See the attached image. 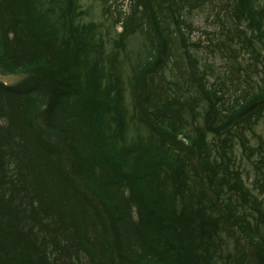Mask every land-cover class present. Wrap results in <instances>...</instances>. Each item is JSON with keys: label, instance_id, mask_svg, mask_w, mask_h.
<instances>
[{"label": "trees", "instance_id": "16d2710c", "mask_svg": "<svg viewBox=\"0 0 264 264\" xmlns=\"http://www.w3.org/2000/svg\"><path fill=\"white\" fill-rule=\"evenodd\" d=\"M129 1L124 28L105 57L98 52L101 47L105 53L109 41L96 40L92 20L89 26L83 23L85 10L80 0H25L21 7L29 21L18 13V0H0V55L6 60L1 68L12 72L24 66L40 67L46 86L44 91L38 83L7 85L0 80V104L8 96L20 97L13 105L21 110L18 121L22 122L28 115L25 103L22 106L19 101L24 96L41 95L39 102L46 98V123L70 150L67 157L72 171V177L61 175L53 146L32 135L33 160L40 174L33 163L29 165L36 177L30 184L41 202V212L32 213L40 216L42 224L27 228L15 224L3 197L7 190L0 191V264H41V259L48 264H137L138 251L150 254L145 246L160 255H154L155 264H264L263 201L246 189L244 170L237 161V151L246 150V157L258 167L264 162V140L251 143L259 139L254 127L264 117V79L255 80L251 69L245 66L242 73L244 65L239 66L237 78L242 79L233 98H226L224 89L210 81L216 69L202 63L187 47L192 43V25L184 17L206 0ZM224 3L241 48L232 46V39L224 33L220 46L212 50L221 60L218 68L226 65L225 72H230L232 58L237 61L240 52L251 59L243 47L262 55L264 0ZM135 33L142 35L141 44L128 51L127 40ZM122 56L126 60L134 57L146 69L142 82L149 86L137 91L145 92L142 96L148 97L149 109L138 115L139 121L136 114L130 115L134 139L114 137L127 129L123 103V112H114L115 100L122 101L123 89L125 94ZM107 89L113 94L109 101L105 100ZM26 101L38 105V101ZM106 103L110 113L102 107ZM78 115L90 128L82 135L86 137L83 143L73 134ZM143 127L144 145L138 144ZM16 138L11 130L1 132L0 148L10 141L12 146ZM3 150L1 155H5ZM255 151L256 160L250 158ZM3 161L9 163V158ZM54 177L58 185L50 189L47 182ZM89 188L95 197L86 192ZM51 193L54 197L48 199ZM97 200L118 208L98 210ZM127 203L136 208L141 231L134 232L126 225L128 221L120 220L121 207ZM110 228L119 235L112 256L100 245ZM122 241L125 246L116 249ZM155 241L162 244L157 246Z\"/></svg>", "mask_w": 264, "mask_h": 264}, {"label": "rangeland", "instance_id": "374dc122", "mask_svg": "<svg viewBox=\"0 0 264 264\" xmlns=\"http://www.w3.org/2000/svg\"><path fill=\"white\" fill-rule=\"evenodd\" d=\"M129 0H80V3L83 7V10H85V14L83 13L82 21L87 26H89V22L91 23V20L95 23V27L93 26L94 37H96V40L98 41V38H104L106 41H109L108 44H105L104 52L102 54L101 47L99 48V55H104L105 57L107 54H109V51L111 52L112 43L114 40L117 39V34L122 31L124 28L123 25V17L126 15V13L130 12L131 9H129ZM18 13L21 14V18L23 20L29 21L26 16H24V13L22 11L23 7L21 5L25 4V0H18L16 2ZM200 5L197 7H193V10H189V12H186L184 17L191 24V33L189 34L191 44H187V47L194 51L202 63H209L212 66L215 67L216 70L213 71L214 75L211 76L210 81H214L216 86L222 87L224 89L226 98H233L238 93V85L239 81L242 79L237 78L241 74L239 70V66L244 65L241 70L242 73L245 72L246 67L248 69H251L250 76L254 78L255 80L261 81L264 79V47H261L262 55H257L256 52L250 50L249 46L248 48L243 47L242 49L245 51H248V54H251L250 61L248 59V55H243V53H239L237 56V61H235L234 58H232V68L230 72H225V66L222 65V68H218V66H221V60L217 56H213V48L217 50V46H220V42L224 39V33L228 34V39H232V43L230 44L232 46H235V48H241L239 45V42L237 38L235 37L234 32L236 30V25L231 23L230 16L227 17L225 8L228 9V7L225 6L224 0H206L204 3L200 2ZM27 13H29L27 11ZM26 17V19L24 18ZM264 30V23L262 25ZM248 30L247 24H245L244 29ZM250 34V32L248 33ZM86 37V34H85ZM91 37V36H90ZM93 36L91 38H94ZM141 37L140 33H135L129 36V39L127 40V50L130 51V49H135L141 44ZM229 41V40H228ZM86 47L93 46L91 43L86 44L83 43ZM88 45V46H87ZM239 45V46H236ZM97 47V46H96ZM93 46L95 50L97 48ZM241 49V50H242ZM248 49V50H246ZM250 50V51H249ZM93 51V50H92ZM91 51V52H92ZM130 53V52H129ZM128 53V54H129ZM221 53V52H218ZM246 53V52H244ZM125 54L127 52L125 51ZM121 55V54H120ZM101 60V58H100ZM120 60V56H119ZM6 60L0 55V80L7 85H13V84H34L38 83L41 88L45 91L46 86L45 83L41 80L44 79V72L37 66H24L19 68L18 70L9 72L7 69L1 68V63L5 62ZM121 62H123L124 69L126 71L125 76L126 79L121 80L122 89L125 87V94L123 89V96H121L122 101L121 102H115L114 106V112L116 115H120L123 111V109H120L121 103H123L122 108L126 110V114L124 115L123 119L125 120V124H127V129L124 131H120L118 135H114V137H120L122 138H133L135 137V126H134V119L130 117L132 114H136L137 118L136 120L139 121L138 115L144 114L147 109H149V105L147 104V98L143 97L142 94L146 91V89H149V86L145 85L142 82V74L146 71V69H143V67H140V64H137V60L134 59V57L127 58V60L122 56ZM105 63V62H102ZM248 64V66H247ZM246 66V67H245ZM250 66V67H249ZM257 68V70L255 69ZM142 72V73H141ZM141 73V74H140ZM101 79V78H100ZM120 84V85H121ZM100 86V84H98ZM140 87L143 89L140 93L137 91L140 89ZM109 89V88H108ZM107 89V94L105 97V100H111L113 98V94ZM149 91V90H147ZM132 93V95H131ZM102 93L99 95L101 96ZM34 95V94H33ZM41 96V95H38ZM38 96L34 98H30L27 96H24L23 98L25 100L19 101L21 105L25 103L24 108L27 109L25 113L28 115L27 118H22L23 121H18V117L21 114V110H19L16 106L13 105V102H18L16 99L20 100V97L12 96L11 98L8 96L4 99V103L0 104V133L5 130H11L15 136L17 135V138L15 140V144L11 145V141L9 144H5L3 147L0 148V152H2V149L6 150L5 155H1L2 159H0V174H3V176L0 175L2 181H0V191L4 192L6 191V194L3 196L6 198V200L9 202V211L11 212V216L13 218L12 221L15 222V224L21 225L22 227H30L31 225H34L37 223L38 227H41V219L39 220L40 216H33L32 211L37 210V212H41V202H39V199L35 197V192L31 186V182L36 181V177H34L30 173L29 165H34V167H38L36 165V162L33 160V157L35 156L34 152V145L32 147L30 138L32 135H35V138L37 137L39 140H42L44 142L49 143L53 146V150L55 152V155L57 156V160L60 162L61 165V175L71 176L72 177V171L70 169V166H68L69 158L67 157L68 153L70 154V150L65 147V143H62L59 137H57V134L54 132L55 130L52 129L51 126H48L46 123V119L49 118L46 117V108H47V99H41V101H38ZM99 96V97H100ZM32 101L36 102L38 101V105H28V102L26 101ZM101 100V99H100ZM114 100V99H113ZM152 105H154V102H149ZM2 106V108H1ZM107 103L103 105L102 107L106 108L105 112L110 113V109L107 107ZM133 106H136V110L133 109ZM155 107V105H154ZM103 114V113H102ZM157 115L160 113L157 112ZM101 117V116H99ZM104 117V116H103ZM122 118V117H121ZM152 119V118H150ZM75 126L77 128V131H75L74 136L83 143L85 140V134L89 131L86 120L81 116L78 115L76 119ZM136 121V122H137ZM150 121V120H149ZM93 123V122H91ZM90 123V125H91ZM17 127H15V126ZM256 129V135L259 136V139H251L252 145L258 144L261 139L264 140V117L260 118L258 125L254 127ZM160 131L162 129H159ZM164 131V130H162ZM5 133V132H4ZM1 135V137L4 136ZM32 133V134H31ZM145 134L144 127L139 130V136H138V144L143 143L147 144V141L144 143V141H141L142 137ZM82 135H85L84 137ZM252 137V136H251ZM180 138V136H179ZM75 139V138H74ZM77 139H75V142H77ZM134 139V138H133ZM155 140V139H153ZM155 142V141H154ZM226 143V142H225ZM34 144L38 146L36 141L34 140ZM186 144V143H185ZM264 144V143H263ZM41 149V148H40ZM230 149V147H229ZM3 150V151H4ZM34 150V151H33ZM245 152V154H243ZM240 150L237 151V161L241 163L242 169L244 170V173L242 175V178L244 179V182L246 183V189L249 190V192H253L254 194H257L260 199L262 198L263 206H264V162L259 167L254 164V161L249 160L246 155L248 154V151ZM257 151L250 156L251 159L256 160L258 158V154H256ZM264 154V150H263ZM23 156V157H22ZM22 157V160H21ZM9 163H6V161H3V159H8ZM12 160L13 162H11ZM21 160V161H20ZM253 163H252V162ZM21 162V167H19V163ZM196 162V158H195ZM31 163V164H30ZM43 164H40L39 166H42ZM258 168V170H255V168ZM35 168V169H36ZM4 170V171H3ZM38 172V168L36 170ZM39 173V172H38ZM22 174V175H21ZM40 174V173H39ZM8 175V177H6ZM5 176V177H4ZM39 176V175H38ZM54 176V175H52ZM52 181V178H49ZM41 182V179H39ZM49 180V181H50ZM56 178H53V182H47L50 186V189L53 187L54 184L58 185V183H55ZM72 181H70L71 183ZM73 184H76L73 181ZM78 184H76L77 186ZM46 185L45 187H47ZM66 189H68L66 186H64ZM49 189V190H50ZM103 190V189H102ZM73 192V190H70ZM84 191V190H83ZM86 191V189H85ZM51 192V191H48ZM89 194L93 195L91 192V189L89 188V191L87 190ZM34 193V194H32ZM69 197L72 196L71 193L68 195ZM90 196V195H89ZM94 196V195H93ZM53 198L54 195H48V199ZM58 197V195H57ZM95 197V196H94ZM41 196V200H42ZM93 199V197H91ZM94 201V200H93ZM96 202V201H95ZM97 209L101 210L104 206H107L109 209L115 208V210L118 208V206H113L107 204V203H100L98 200L96 202ZM33 206H36L37 209L32 208ZM27 211V213H24V211ZM120 209V207H119ZM112 210V209H111ZM115 210H112L113 212ZM122 216L120 220L128 221L126 223L127 226L132 228L134 232L141 231L143 229V224L141 222H137V216H136V208L133 206L131 207V204L127 203L124 206L121 207ZM29 213V214H28ZM56 216V214H55ZM39 220V221H38ZM38 221V222H37ZM9 222V221H8ZM11 223V221H10ZM250 228L253 226L250 224ZM162 227V226H161ZM160 228V227H159ZM249 228V229H250ZM158 229V228H157ZM248 229V230H249ZM157 231V230H156ZM122 233V231H119ZM260 231H258L259 233ZM118 233H113L111 231V228L108 229V235L103 240H101L100 245L103 246L106 251L110 253L112 256V253L115 251V239L118 237ZM116 237V238H115ZM114 240V241H113ZM144 241V240H143ZM157 242L158 244H162ZM98 241L95 242L97 245ZM119 243V247H116V249L120 250L125 245V242L122 241ZM143 248V246H142ZM141 248V249H142ZM146 251H150L148 254L142 253L141 251H138L137 256V264H155L157 262L156 257L154 255H158V252H156L153 249H147V246H145ZM151 248V247H150ZM156 248V247H155ZM160 250V249H159ZM84 254H86L83 251ZM152 255V256H151ZM148 258H151L152 260H147ZM154 258V259H153ZM252 257L247 258L246 261L250 263V260ZM35 262V260H34ZM115 262V261H113ZM117 262V261H116ZM136 262V261H134ZM161 262V261H160ZM63 263V262H62ZM60 262H54L53 264H62ZM41 264H48L47 261L41 259ZM114 264V263H113ZM119 264V263H117ZM127 264V263H124Z\"/></svg>", "mask_w": 264, "mask_h": 264}]
</instances>
